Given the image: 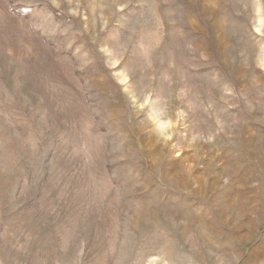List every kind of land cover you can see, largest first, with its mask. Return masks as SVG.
<instances>
[{"label": "rangeland", "instance_id": "374dc122", "mask_svg": "<svg viewBox=\"0 0 264 264\" xmlns=\"http://www.w3.org/2000/svg\"><path fill=\"white\" fill-rule=\"evenodd\" d=\"M0 264H264V0H0Z\"/></svg>", "mask_w": 264, "mask_h": 264}]
</instances>
